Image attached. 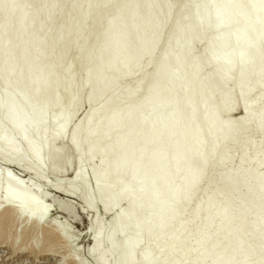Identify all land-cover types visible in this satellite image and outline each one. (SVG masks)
Returning a JSON list of instances; mask_svg holds the SVG:
<instances>
[{
    "label": "bare ground",
    "instance_id": "obj_1",
    "mask_svg": "<svg viewBox=\"0 0 264 264\" xmlns=\"http://www.w3.org/2000/svg\"><path fill=\"white\" fill-rule=\"evenodd\" d=\"M85 1L0 0V162L79 201L100 264H264V140L244 137L264 135V0ZM82 100L86 119L72 123ZM235 108L242 117L224 120ZM63 136L67 185L45 178ZM42 197L1 168L2 233L15 221L66 241ZM96 206L112 213L106 227Z\"/></svg>",
    "mask_w": 264,
    "mask_h": 264
},
{
    "label": "rangeland",
    "instance_id": "obj_2",
    "mask_svg": "<svg viewBox=\"0 0 264 264\" xmlns=\"http://www.w3.org/2000/svg\"><path fill=\"white\" fill-rule=\"evenodd\" d=\"M85 2H84L85 6H87L90 3L94 2V0H86ZM71 13H73V12H70L69 15L67 14V15L63 16L61 18V22L66 23L68 20H70L72 18V15H73V14L71 15ZM50 31H51V29L49 30L48 33H50ZM97 31H98V28L91 30L90 34H88V36H89L88 38H90V35L97 33ZM205 41H206L205 39L198 41L195 45L196 47H194V51L195 52L198 51V49L201 48V46L204 44ZM78 68H80V70H81V65H77L74 67V74L76 73V76L79 75V73H80ZM148 68L150 70V67H148ZM146 70L149 72L147 67H146ZM233 73H236V72L232 71L231 74H233ZM233 76H235V74H233ZM124 78L120 80V82H121V83H119L120 85H123V84L130 82V81H133L134 75H132V76L130 75V77L128 75L127 78H126V76ZM122 81H123V83H122ZM83 89H85V87ZM83 89L81 92H83ZM85 90L82 93V95H83L82 99H84V95L86 92ZM261 99L258 102L257 101L254 102V105L261 106V104L264 102V99H262V100ZM199 103H200V101H197V104H199ZM85 110H86V104H85V101L82 100V101H80V104L78 105V108L74 112L73 116H71L70 122H72V123H74L76 121L77 122H81V121L83 122L86 119L85 115H83ZM57 116H58V114H54L51 120H55V118ZM241 117H242V111H240L239 108H235L232 110V112L230 111L229 113L223 115L224 120H229L231 122H236V121H238L237 119H240ZM28 123L29 122L27 121L25 124L27 125ZM52 126H53V121L52 122L47 121L45 128H46V130H51L50 128H52ZM248 130L245 133L244 137H247L248 139H251L252 141H254L256 143L264 140V138H263L264 135L262 136L259 133H254L253 131L251 132V130H249V131ZM56 144H57V149L59 152L58 157L56 158V160H52V159L50 160L51 162H50L49 171L46 172L45 178H46V180L50 179V181H51V179L56 178L63 185H67L69 182L70 176H71V174H72V172L76 166L75 156L72 153L69 145L67 144L66 136L65 137L63 136L60 139H58L56 141ZM261 148L259 150H257V147L248 148V150H246V155H251V154L257 153L261 150ZM47 150H48V147H47ZM51 151L52 150H50V153H51ZM235 155H237V154H235ZM98 157H99V155L94 158L95 162L98 160ZM237 160H238V156L235 157L232 164L236 163ZM85 166H84V170H85ZM1 168L2 169L8 168L19 179H21L23 181L28 180V182L33 183L36 187H39V190H41L43 193H45V196H46V197L41 198L42 202L51 203L53 201L52 204L49 205L50 207L48 206L47 211H49V214H48V212H46L48 217L46 215H45V217H47L50 221L55 222L56 224L57 223L58 224H60V223L64 224L65 227H63V230H66L64 234H65V237L67 240L66 241L64 239L61 240L62 238L59 239V242L57 241L58 239L57 240L56 239L49 240V238L47 237L46 231L44 233V231H43L44 229L42 230V228H38L36 231V234L34 235V232L31 231L32 229L30 226L26 225L23 229H18L19 225L15 221H11L5 227L6 229L4 230L5 232L3 231L4 233H2L1 230L0 231L3 234V236H4V234H6L5 240L7 239V241H6L7 243L12 238H15V242H14L13 246L20 245V243H21V245L19 246L18 249H15V250H12V248L7 247L8 245L6 246L7 248L5 246H0V264H67V263H69L67 261V259L70 260V258L79 259L85 264H100V262L98 261V257H97L98 251L92 250L91 245H90V241L88 240V236L83 234V232L86 231V228L88 226L89 216H87L85 211H83V209L81 208L80 203L77 199L72 198V197L68 198L64 195L62 196L63 192L60 193L57 191H53L56 189L51 190L50 186H48L47 184H44V183H42V185H41L40 181H38L34 178H33L34 181L32 180V178L30 180L27 173L22 171L19 168L3 165L0 162V169ZM206 173H205V175L207 176V175H212L213 172L211 170H207ZM47 174H48V176H47ZM47 177H49V178H47ZM262 182L264 183V179L262 180ZM38 183L40 186L38 185ZM54 203H55V205H54ZM191 204L193 206L195 204V202H192ZM98 209H99L98 206H96L95 207L96 211H94L95 221H97L99 223L103 222L104 226L106 227L107 226L106 224H108V222L112 219V213H111V215L106 214L104 216L100 213V211H98ZM14 222L17 225H15ZM11 223H12V225H11ZM194 223L195 222H190V224L187 226L188 232H192L194 229L196 230L198 228V225L201 223V220L196 221L195 224ZM45 224H47V223H45ZM11 226L13 227V229ZM0 227H1V225H0ZM28 227H30V228H28ZM25 228H27V229H25ZM40 229H41V231H40ZM20 231H27V232H24L25 233L24 234V233H20ZM39 231L41 232V234H39ZM42 232H43V234H42ZM20 234H22L23 237H22V235L20 236ZM39 235H40V237H39ZM35 236H36V238H35L36 239L35 249L37 251L35 250L36 251L35 253H32V252L28 253L29 251H27V247H26L28 239L31 237L33 239ZM43 238H44V241H43ZM49 241L54 242L56 246L55 245L53 246L54 247L53 249L55 251L54 250H48L51 252V254L47 255V254H45V252L47 250H42V248L45 246L46 242H49ZM64 241L66 242V244H64L65 243ZM42 242H43V244H42ZM57 243H58V245H57ZM3 245H5V243ZM39 245H42V246H40L41 249L39 248ZM65 245H67V246L69 245L68 246L69 249L67 248L68 250L67 249L65 250V248H66ZM24 247H26V248H24ZM15 251H17V252H15ZM155 251H156V249H155ZM147 253H148L149 258H151L154 255L153 253H149L148 251H147ZM64 256L67 259L64 260V258H65ZM70 264H71V262H70Z\"/></svg>",
    "mask_w": 264,
    "mask_h": 264
}]
</instances>
